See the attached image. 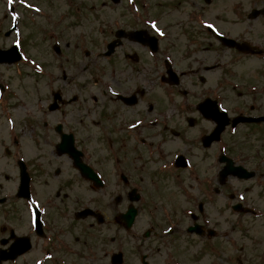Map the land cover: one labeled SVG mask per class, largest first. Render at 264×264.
Wrapping results in <instances>:
<instances>
[{
	"label": "flooded vegetation",
	"instance_id": "flooded-vegetation-1",
	"mask_svg": "<svg viewBox=\"0 0 264 264\" xmlns=\"http://www.w3.org/2000/svg\"><path fill=\"white\" fill-rule=\"evenodd\" d=\"M196 1L186 3L198 6ZM251 1L258 5L262 0ZM71 2L68 17L78 34L62 45L74 56L80 50L95 61L82 69L70 64L73 69L63 70L61 77L49 73L56 143L52 155L57 157L58 171H47L37 159L34 164L29 158L15 161L16 156L9 154L14 157L18 183L12 197L0 193L4 198L0 203V264H15L25 257L30 260L27 264H264L259 224L264 225V68H235L245 59L264 60V32L256 34L250 27L226 32L217 25L222 35L261 50L241 52L226 46L192 12L185 18L175 17L181 0H116L111 3L113 7L109 6L114 21L95 29L94 37L96 4ZM26 10L19 2L12 5L10 11L16 15L13 22L30 24L21 20ZM71 26L69 21L65 28ZM112 40L117 41L106 56ZM19 44L23 50V44ZM172 62L179 64L180 70L176 71ZM85 71L91 75L88 85ZM208 73L216 74L217 81L205 87ZM0 77V112L24 109L16 125H31L32 143H38L41 137L50 142V136L42 133L50 124L42 121L39 100L34 97L32 106L22 105L19 89H8V81ZM169 77L180 83L185 79L196 82L194 90L187 89L182 101H171V105L179 104L183 111L192 109L211 124L196 140L201 153L214 150L212 155L204 153L199 158L201 164L194 159L192 165L186 152L165 161L163 148L169 142L171 116L153 101L151 89L166 85ZM200 82L204 83L201 88L197 85ZM91 86L97 87L96 104L93 109H84L81 102L89 101L87 91ZM56 89L61 97L55 100ZM240 98L242 101H238ZM90 113L96 114L95 121L86 123L84 114ZM241 115L244 122L234 127L233 120ZM224 121L225 129L219 135ZM80 132L83 137L88 133L84 140L94 137L100 162H96L95 150L91 153L79 138ZM65 133L73 135L78 150L59 154L58 142ZM12 138L7 145L1 141L5 154L0 158L9 157L12 146L20 143L16 136ZM227 158L252 175L247 179L236 173L225 181ZM208 159L212 160L206 163ZM62 164L69 174L63 172ZM22 168L29 178L27 195L22 194ZM137 171L138 180L133 176ZM48 173L54 177L58 191L53 194L52 187L49 190L53 193L36 195V205L33 184L49 186L47 181L42 184ZM238 181L254 184L230 191V185L238 186L231 182ZM114 186L119 190L108 193Z\"/></svg>",
	"mask_w": 264,
	"mask_h": 264
},
{
	"label": "rangeland",
	"instance_id": "rangeland-1",
	"mask_svg": "<svg viewBox=\"0 0 264 264\" xmlns=\"http://www.w3.org/2000/svg\"><path fill=\"white\" fill-rule=\"evenodd\" d=\"M43 3L41 5H37L38 7L31 8L29 11L30 24L28 25H21L19 26L18 30L13 32L9 36H5L4 32L8 30L13 25L12 18H11V12L9 11V5L10 3L7 0H0V48H9L11 44H18L21 42L23 44V59L17 66H0V75L3 77L4 80L8 81V88L10 89H19V92L21 94L20 101H23L24 104H29L32 106V98H37L39 100L40 109L42 111V121H48L50 126L46 127V130L43 129L42 133L43 136H50L51 139L50 142H47L46 139L41 137V141L38 143H32L30 141L31 133H32V127L31 125L25 127V128H19L18 125H16L17 120L19 116H21V112H23V109L20 108L17 110H11V109H1L0 112V145L1 141L3 140V144L7 145L9 139L13 140L12 137H17L19 139L18 146H12L11 151L7 154L9 157L3 156L0 158V193L4 196L7 195L8 197H12L15 191L16 184L18 183V176H17V167L16 164L13 165L14 157L9 154H13L15 157V161L17 158L19 159H28L30 164H34L36 159L41 162L44 166H47V171L53 172L55 168L56 171H58L59 166L57 165V157L55 155H52V149L56 145L55 143V132L53 131L54 121H53V113L48 115L47 114V104L52 101L51 99V88H50V77L49 73L53 72L55 78L57 76L61 77V72L63 70H66L68 68L73 67L70 64H73L74 67H78L82 69L83 65H88V63H93L95 59L86 58L85 53L83 51L78 50L77 55L74 56L70 53H68V47H63V55L56 54L52 46L54 45L55 40L59 43H64L68 39L70 41H73L74 38H76L78 31L73 25V20L71 17H68V11L70 10L69 5L66 4V0H41ZM115 2L116 0H88L89 3L96 4V12H97V22L95 23L96 26L92 28L93 30V36L97 37V33L95 29H98V27L104 28L107 23L113 22V18H110V14H112L110 10V5L113 7V5L110 2ZM119 1V0H117ZM193 0H187L186 2H192ZM183 0H181V7L180 9L175 12V17L181 16L183 18L186 17V13L192 12L195 14L197 20H199L203 25L208 26L209 23H212L214 25L222 26L223 30L226 32H238V31H245L248 27L252 28L253 31H255L256 34H261L264 32V13L261 15H258L257 17L250 18V11L257 7L261 10H263L264 6V0L259 2L258 5L253 3L251 0H211V2L208 4L203 2L202 0H197L198 6H194L193 3H186ZM34 13V15H33ZM43 15V16H42ZM115 17V16H114ZM249 18V19H247ZM27 21V20H23ZM69 21L71 23V28L67 29L65 28L66 25H69ZM25 23V22H22ZM152 23V22H151ZM20 25V24H19ZM158 28V27H157ZM84 30H89L88 28H81ZM101 29V28H99ZM107 29V28H106ZM105 29V30H106ZM159 29V28H158ZM157 29V30H158ZM160 30V29H159ZM69 33V34H68ZM101 37L103 36V33L101 32ZM232 35V34H231ZM99 46V48H101ZM164 49V44L162 45ZM74 48V45L70 49ZM228 54V53H227ZM167 55H164L163 58H165ZM94 57V54H93ZM162 58V59H163ZM149 59V56H148ZM171 60V59H170ZM173 61V60H172ZM103 63V62H102ZM174 65V69L176 71L180 70L179 64L176 65V63L172 62ZM108 63H105L107 65ZM163 65V66H162ZM257 66L259 68H264V60L262 59H245L244 61H241L239 65L236 68V70H244L245 68H250L252 66ZM68 66V67H66ZM161 66V73L164 72V63L160 64ZM101 67H104V64H102ZM93 68H90V72H93ZM84 78H86L87 85L90 81L89 71H85ZM214 76L212 78L211 76ZM207 77V85L200 82L198 83V87L201 88L204 84V86H210V84H215L217 80L216 74H210L208 73L206 75ZM211 77V78H210ZM1 78V77H0ZM255 79V77H252ZM61 80V79H60ZM94 80H92L93 82ZM242 81V80H241ZM57 82H55L54 87H56ZM196 85V82H190L186 79L182 81V83L178 86H169V85H162L159 87V85L152 86V96L153 101L158 102V107L161 108L164 106L165 109L168 110V114L171 116V127L172 130L169 131V142H167V145L163 148L166 159L165 161L169 162L171 161L176 155H178L181 152H186L189 155L190 160L192 161V165L195 160H198V164H201L202 160L200 161L199 158L202 157L204 153H207L209 155H212L214 153L213 149L207 150L203 153L200 152V150L197 148L196 140H199L200 137L198 136L203 129L208 128L211 126L210 123H206L204 120H201L200 116L197 114V112H194L192 109L190 111H183L180 108V105L173 106L171 105V101H174L175 103H178L179 101H182L183 94L178 93V90H184V89H193ZM21 86V88H19ZM22 89V90H21ZM55 89V88H54ZM89 90V89H88ZM18 92V93H19ZM67 93V91H65ZM64 93V94H65ZM97 87L91 86L90 90L87 91V97L89 101L81 102L84 105V109L87 107L90 109H93V105H95L94 99L97 98ZM36 94V95H35ZM96 95V96H94ZM241 96V94H239ZM100 96V92H99ZM173 99V100H172ZM18 100L20 104V101ZM238 101H242L240 98ZM162 102V103H161ZM23 105V104H22ZM175 109L174 111H172ZM80 111V109H79ZM181 113H184L182 116ZM37 114V113H36ZM96 114L90 113L88 116L84 114L83 119L86 120V123H91L95 121ZM30 123V122H28ZM26 123V124H28ZM19 129V130H18ZM35 130V128H34ZM185 132H184V131ZM183 131V132H181ZM14 132V133H13ZM31 132V133H30ZM16 134L15 136H13ZM186 135L188 137H186ZM88 133L84 134V137H88ZM82 137V141L85 143L84 145L89 148L91 153L93 152V149L97 153L98 143L94 141V137H90L88 140L85 139L82 136V133L80 132L79 138ZM47 142V144H44ZM4 148L3 146H0V155L3 154ZM169 154L168 155V152ZM202 151V150H201ZM94 155L97 156V161L100 162V155L98 156V153ZM5 154V153H4ZM195 159V160H194ZM212 159H208V161H205L206 163L211 161ZM204 162V161H203ZM137 164V163H136ZM63 165V164H62ZM197 165V164H196ZM14 166V167H13ZM32 167V165H31ZM193 167V166H192ZM150 171L154 169L152 165H150ZM34 167H32V170ZM192 169V168H191ZM63 172L64 173H70V171H66V168L64 169L63 165ZM51 173H48L47 175H44V179L42 184H45V181H47V184H50L45 188V186H39V183L33 184L34 189V203L38 204L37 200L38 195H41V192L43 194L45 191L52 192V187L54 188L55 194L58 191V188L56 186V181L54 177H52ZM152 174L151 172H149ZM34 174V173H33ZM137 174H140V171H137L133 176L137 177V180L139 179ZM36 182V181H35ZM138 182V181H137ZM231 184L238 185L233 186L230 185L229 189L230 191L236 192L237 189L244 190L247 188H250L253 186L254 181L249 182H231ZM151 188V187H149ZM147 188V189H149ZM84 189H80L82 192ZM117 190H119L118 187H115L112 189L111 187L108 188L107 192L113 191L115 193ZM38 191V193L36 192ZM89 194H92L89 192ZM93 195V194H92ZM248 196V195H247ZM43 197V196H42ZM29 217V216H28ZM28 220V218H27ZM28 223V221H27ZM30 225V223H28ZM260 226L262 227L260 229V235H261V245L264 246V225L259 222ZM2 225V220L0 222V226ZM22 230V229H21ZM29 258H21L18 260L15 264H27L29 262ZM11 264V263H7Z\"/></svg>",
	"mask_w": 264,
	"mask_h": 264
},
{
	"label": "water",
	"instance_id": "water-1",
	"mask_svg": "<svg viewBox=\"0 0 264 264\" xmlns=\"http://www.w3.org/2000/svg\"><path fill=\"white\" fill-rule=\"evenodd\" d=\"M256 13V12H255ZM222 38V41L226 44H229V45H233V46H236L238 47L240 50H248V51H252V48L251 46H249L247 43L243 44V45H240L238 43H235L234 40H231V39H226L224 37H221ZM156 42V40H155ZM155 48V47H154ZM21 59V55L19 54V50L17 48V46H13L11 48H9V50H3V49H0V62H7V63H10V62H15V61H18ZM50 109L52 110V104L50 105ZM240 118V117H239ZM242 120V118H240ZM224 126V124H221ZM222 127H220V131H221ZM64 136L62 137V144L65 146L63 150H67L70 152H72V150H74V147H73V143H72V136H66L65 134H63ZM60 144V145H62ZM62 148V146H61ZM241 167H238L236 171L240 170ZM24 169V168H23ZM229 173V170H226L224 171V176H226L227 174ZM248 176V175H246ZM28 176H26L25 173H23L22 175V185H21V188L23 189V193L22 194H27V183H28Z\"/></svg>",
	"mask_w": 264,
	"mask_h": 264
},
{
	"label": "snow or ice",
	"instance_id": "snow-or-ice-1",
	"mask_svg": "<svg viewBox=\"0 0 264 264\" xmlns=\"http://www.w3.org/2000/svg\"><path fill=\"white\" fill-rule=\"evenodd\" d=\"M153 27H155V25H153Z\"/></svg>",
	"mask_w": 264,
	"mask_h": 264
}]
</instances>
